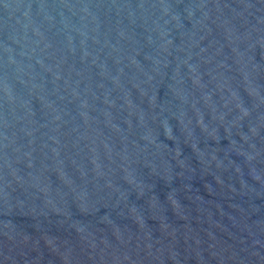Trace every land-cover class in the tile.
<instances>
[{
	"label": "water",
	"instance_id": "obj_1",
	"mask_svg": "<svg viewBox=\"0 0 264 264\" xmlns=\"http://www.w3.org/2000/svg\"><path fill=\"white\" fill-rule=\"evenodd\" d=\"M0 264H264V0H0Z\"/></svg>",
	"mask_w": 264,
	"mask_h": 264
}]
</instances>
